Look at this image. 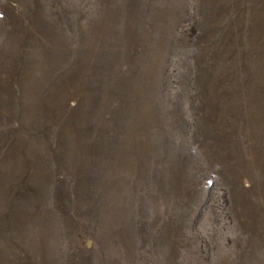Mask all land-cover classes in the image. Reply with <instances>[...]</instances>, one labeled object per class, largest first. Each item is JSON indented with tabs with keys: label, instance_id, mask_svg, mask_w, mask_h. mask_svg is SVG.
<instances>
[{
	"label": "rangeland",
	"instance_id": "1",
	"mask_svg": "<svg viewBox=\"0 0 264 264\" xmlns=\"http://www.w3.org/2000/svg\"><path fill=\"white\" fill-rule=\"evenodd\" d=\"M0 264H264V0H0Z\"/></svg>",
	"mask_w": 264,
	"mask_h": 264
}]
</instances>
